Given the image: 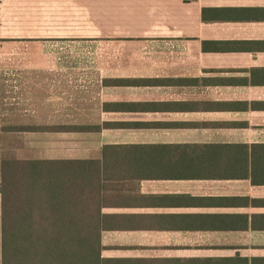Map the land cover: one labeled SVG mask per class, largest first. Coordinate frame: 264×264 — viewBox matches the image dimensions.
I'll return each instance as SVG.
<instances>
[{
  "label": "crops",
  "instance_id": "0c3cea01",
  "mask_svg": "<svg viewBox=\"0 0 264 264\" xmlns=\"http://www.w3.org/2000/svg\"><path fill=\"white\" fill-rule=\"evenodd\" d=\"M88 41L134 68L113 80L184 92L116 100L158 104L110 111L152 116L110 129L201 136L104 142L83 157L109 144L125 153L103 183L102 255L264 257V161L254 153L264 150V0H0V51L31 58L24 71L51 73L54 57L82 56ZM190 248L218 250L180 251Z\"/></svg>",
  "mask_w": 264,
  "mask_h": 264
},
{
  "label": "rangeland",
  "instance_id": "374dc122",
  "mask_svg": "<svg viewBox=\"0 0 264 264\" xmlns=\"http://www.w3.org/2000/svg\"><path fill=\"white\" fill-rule=\"evenodd\" d=\"M88 44V51L82 56L54 57L57 64L54 70L40 75L23 70L24 64L34 63L31 58L5 55L0 51V158L97 157L104 142L201 137L199 132L102 129L106 121H115L113 119L152 117L105 111L106 102L184 92L161 86H128L160 84V80H113L111 75L130 74L129 71H134V68H128L125 62L112 61L106 50L102 56L93 48L91 41ZM101 71L104 78L100 76ZM115 239L108 236L104 240L110 243ZM197 250L212 252L218 249L190 248L180 251ZM112 252L113 249H106L103 254Z\"/></svg>",
  "mask_w": 264,
  "mask_h": 264
},
{
  "label": "trees",
  "instance_id": "16d2710c",
  "mask_svg": "<svg viewBox=\"0 0 264 264\" xmlns=\"http://www.w3.org/2000/svg\"><path fill=\"white\" fill-rule=\"evenodd\" d=\"M155 104L111 101L104 110L139 111ZM104 124L121 128L144 122ZM112 147L104 145L100 158H0V264H154L102 255L103 183L120 170L117 162L125 156ZM254 153L264 161V150ZM257 170L264 171V166ZM253 179L261 181L255 175ZM168 264H264V257L193 258Z\"/></svg>",
  "mask_w": 264,
  "mask_h": 264
}]
</instances>
